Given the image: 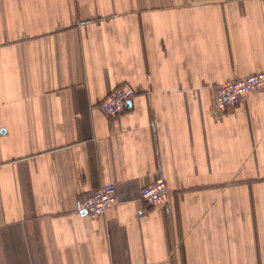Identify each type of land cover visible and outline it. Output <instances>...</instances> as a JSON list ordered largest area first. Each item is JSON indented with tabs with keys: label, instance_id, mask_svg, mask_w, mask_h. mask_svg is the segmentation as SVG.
Here are the masks:
<instances>
[{
	"label": "crops",
	"instance_id": "1",
	"mask_svg": "<svg viewBox=\"0 0 264 264\" xmlns=\"http://www.w3.org/2000/svg\"><path fill=\"white\" fill-rule=\"evenodd\" d=\"M260 72L264 0H0V264H264V91L214 106Z\"/></svg>",
	"mask_w": 264,
	"mask_h": 264
},
{
	"label": "built area",
	"instance_id": "2",
	"mask_svg": "<svg viewBox=\"0 0 264 264\" xmlns=\"http://www.w3.org/2000/svg\"><path fill=\"white\" fill-rule=\"evenodd\" d=\"M262 91H264V72L218 86L214 93V106L219 111L229 110L245 102L249 96ZM134 96L133 89L118 88L101 104V109L109 117L122 116L130 109L129 105ZM170 196L169 188L164 180H159L142 191L143 201L152 207L166 204ZM119 204L116 186L108 184L84 196L80 202L79 211L85 212L91 219L96 220Z\"/></svg>",
	"mask_w": 264,
	"mask_h": 264
},
{
	"label": "water",
	"instance_id": "3",
	"mask_svg": "<svg viewBox=\"0 0 264 264\" xmlns=\"http://www.w3.org/2000/svg\"><path fill=\"white\" fill-rule=\"evenodd\" d=\"M83 214L85 215L86 213L84 212Z\"/></svg>",
	"mask_w": 264,
	"mask_h": 264
}]
</instances>
